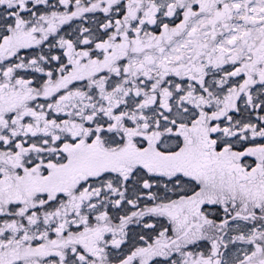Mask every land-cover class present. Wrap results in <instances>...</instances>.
Here are the masks:
<instances>
[{
  "label": "snow or ice",
  "instance_id": "snow-or-ice-1",
  "mask_svg": "<svg viewBox=\"0 0 264 264\" xmlns=\"http://www.w3.org/2000/svg\"><path fill=\"white\" fill-rule=\"evenodd\" d=\"M0 264H264V0H0Z\"/></svg>",
  "mask_w": 264,
  "mask_h": 264
}]
</instances>
